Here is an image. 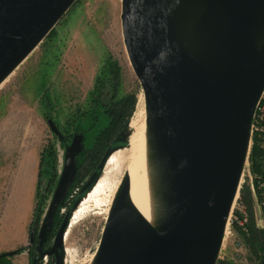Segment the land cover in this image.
<instances>
[{"label":"water","instance_id":"1","mask_svg":"<svg viewBox=\"0 0 264 264\" xmlns=\"http://www.w3.org/2000/svg\"><path fill=\"white\" fill-rule=\"evenodd\" d=\"M75 1L0 0V82ZM215 5L219 12L213 24V55L210 64H204L174 41L168 0H122L124 47L168 177V206L161 230L155 231L125 205L129 192L125 178L94 264L218 260L249 150L251 119L264 89V43L258 47L254 40L256 24L264 23V0H209L207 18L213 17ZM48 125L58 134L52 122ZM73 152L66 157L61 185L72 173ZM109 154L102 157L99 170ZM48 221L45 216L39 239ZM67 225L64 218L55 234L56 252L44 253L53 256L55 264H62L59 251Z\"/></svg>","mask_w":264,"mask_h":264},{"label":"rangeland","instance_id":"2","mask_svg":"<svg viewBox=\"0 0 264 264\" xmlns=\"http://www.w3.org/2000/svg\"><path fill=\"white\" fill-rule=\"evenodd\" d=\"M121 4L122 0H76L50 34L0 86V248L4 249L13 242L16 245L22 239L35 202L25 245L17 244L6 253L20 247L30 248V239L35 231L39 232L45 216H49L48 232L56 212L55 206L62 203L65 197L73 196L72 193L67 194L72 177L60 184L65 160L72 151L78 155L83 148H89L97 134L107 126L104 109L97 104L99 92H110L114 101L134 94L137 99L135 115L121 137L125 146L110 151L104 169L98 175L85 179L80 191L90 188L91 183L93 185L70 211L68 208L59 211L60 216L68 215L59 251L62 264H94L96 261L116 193L125 179L121 152L127 146L131 122L142 112L147 115L142 88L124 47ZM48 122L54 124L58 134L52 132ZM92 122L93 128L87 130ZM41 154L44 165L41 167L35 211ZM247 162L244 163L240 185V190L243 187L245 192L241 196L239 190L218 253V260H227L232 264H242L239 262L243 259L246 264H251L257 256L230 225L235 220L233 211L241 216L245 213L243 216L247 223L252 213V222L254 220V201L250 190L254 180L246 171ZM73 163L74 160L72 170ZM53 230L55 237L57 228ZM54 237L46 248L48 252H56ZM237 239L244 242L243 253L237 251ZM32 251L38 257L36 264H55L53 256L44 255L39 246ZM24 252L28 256L27 250ZM20 254L8 258L13 264H18ZM27 260V264H31L29 256Z\"/></svg>","mask_w":264,"mask_h":264},{"label":"bare ground","instance_id":"3","mask_svg":"<svg viewBox=\"0 0 264 264\" xmlns=\"http://www.w3.org/2000/svg\"><path fill=\"white\" fill-rule=\"evenodd\" d=\"M208 1L168 0V18L174 41L184 52L204 64H210L212 59L214 44L212 36L215 32L213 24L216 20L215 15L219 12V7L215 5L211 12L213 17L207 18ZM220 21L222 26L224 19L221 18ZM254 40L258 47H262L264 43V23L262 21H259L254 28ZM12 71L0 82V86ZM147 115L142 112L131 122V131L126 139L127 146L121 152L124 177L129 179V192L125 205L152 229L160 231L168 206L169 181L157 150L154 130ZM241 183L242 176L238 182L232 208L236 204ZM228 224L227 221L222 242L228 230Z\"/></svg>","mask_w":264,"mask_h":264},{"label":"trees","instance_id":"4","mask_svg":"<svg viewBox=\"0 0 264 264\" xmlns=\"http://www.w3.org/2000/svg\"><path fill=\"white\" fill-rule=\"evenodd\" d=\"M50 34V33H49ZM48 34V35H49ZM116 79V78H114ZM113 96H111L110 92H106V90H101L98 95V102L97 104L104 109V114L108 118L107 126L102 129L97 136L94 138V141L92 145L89 148H83L78 155H74V163H73V170L70 175L71 178V185L69 187V191L67 194L72 193L73 196L69 198L68 196L65 197L62 200V203H60L56 208L55 215L52 218L51 223V229L47 232H45V235L42 239H39V232L34 233L32 238L29 242V247H20L17 250L14 251L15 255H18L24 251L27 250L28 256L30 259L31 264H36L37 256L32 251L34 248L39 246L41 249L44 250V253L47 251V246L51 243L53 237H54V230L57 228L63 221L64 218H67L68 215L60 216L59 211L61 208H68L70 211L72 209L73 204L82 198L84 194L87 192L88 189H90L93 185L89 186L90 188H86L82 191H80L83 187V183L86 178L89 176L92 177V175L96 174L98 175L100 170L98 169L99 163L104 156V154L107 151H112L117 148H121L125 146V143L121 141L122 134L124 131L128 128V125L130 123V120L132 119L135 110H136V102L137 99L134 94H128L121 98L118 101L113 100ZM95 118H93V121ZM93 122L91 125L87 127V130H90L93 128ZM263 139L259 137L258 135H253L251 139V146L250 151L248 155V162L250 164V174L253 177H264V149L261 147ZM44 165V156L41 154L40 162H39V171H38V189L36 193V205H35V211L37 209L38 205V192L39 187L41 184V177H42V171L41 167ZM49 166V161H47V168ZM256 179H254V185H256ZM49 185V184H48ZM241 196L244 195L245 189L241 187ZM71 194V195H72ZM43 199V198H42ZM44 200V199H43ZM234 219L231 221V228L234 230H237L240 235L242 234V231L240 227H238L236 220L242 219V216L238 214L237 211H233ZM238 216V218H236ZM249 229V235L248 236H242L245 240L246 245L248 246L249 250L254 254L258 255V252L261 250V246L259 243L260 240V233L256 232L253 227L252 222V213H250V219L249 223L246 225ZM41 228V227H40ZM30 234V230H29ZM51 258V257H50ZM49 258V259H50ZM0 264H13L8 257H1L0 258ZM47 264H52L48 262ZM216 264H232L227 260H217Z\"/></svg>","mask_w":264,"mask_h":264},{"label":"built area","instance_id":"5","mask_svg":"<svg viewBox=\"0 0 264 264\" xmlns=\"http://www.w3.org/2000/svg\"><path fill=\"white\" fill-rule=\"evenodd\" d=\"M249 143L251 142L253 135H258L263 139L261 143V147L264 149V89L256 103L254 113L251 119L250 128H249ZM251 144V143H250ZM248 159V156L246 157ZM246 161V160H245ZM246 171L248 174H250L249 171V163H246ZM244 168V165H243ZM253 177V176H252ZM253 180L256 179V185H253V183L250 186L252 198L254 201V220H253V227L254 230L258 233H260V246L261 250L256 256V258L253 259L251 264H264V177H253ZM245 215V213H243ZM242 215V219L236 220L237 225L240 227L242 231V236H248L249 235V229L246 226L247 221L246 218ZM241 236V237H242ZM235 245L237 247V251L243 253L245 246L242 239H237L235 241ZM239 263L246 264V260H240Z\"/></svg>","mask_w":264,"mask_h":264},{"label":"crops","instance_id":"6","mask_svg":"<svg viewBox=\"0 0 264 264\" xmlns=\"http://www.w3.org/2000/svg\"><path fill=\"white\" fill-rule=\"evenodd\" d=\"M37 166H38V163H37ZM37 175H38V170H37ZM34 204H35V202H34ZM34 204L32 206V213H31V215L29 217V220H28V223H27V225H26V227L24 229L23 237H22V239H20L19 241H17L16 245L17 244L25 245V243H26V241L28 239V228H29V225L31 223V218H32L33 209H34ZM16 245H14V242H13L12 245H9V246H7L4 249L0 248V254L1 253H6V252L14 249ZM19 256H20V260H19L18 264H27V261H28L27 260V258H28L27 253L26 252H23Z\"/></svg>","mask_w":264,"mask_h":264},{"label":"flooded vegetation","instance_id":"7","mask_svg":"<svg viewBox=\"0 0 264 264\" xmlns=\"http://www.w3.org/2000/svg\"><path fill=\"white\" fill-rule=\"evenodd\" d=\"M59 226H60V225H59ZM59 226L57 227V230H58Z\"/></svg>","mask_w":264,"mask_h":264}]
</instances>
